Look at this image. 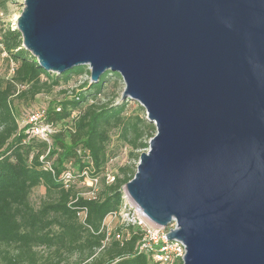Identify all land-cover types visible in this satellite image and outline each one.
Listing matches in <instances>:
<instances>
[{
    "label": "water",
    "instance_id": "95a60500",
    "mask_svg": "<svg viewBox=\"0 0 264 264\" xmlns=\"http://www.w3.org/2000/svg\"><path fill=\"white\" fill-rule=\"evenodd\" d=\"M47 73H118L156 134L123 193L182 264H264V0H23Z\"/></svg>",
    "mask_w": 264,
    "mask_h": 264
},
{
    "label": "trees",
    "instance_id": "16d2710c",
    "mask_svg": "<svg viewBox=\"0 0 264 264\" xmlns=\"http://www.w3.org/2000/svg\"><path fill=\"white\" fill-rule=\"evenodd\" d=\"M7 2L0 0V7ZM0 58L8 67L7 76L0 77V263L61 264L77 254L79 260L74 264H157L145 254L136 253L142 234L138 229L119 227L108 233L103 224L108 215L119 210L125 195L123 187L135 174L141 155L137 152L148 150V141L156 134L144 114L125 117L128 99L119 104L97 103L103 84L119 74L107 72L90 83L85 66L59 75L47 73L22 48L20 33L4 23H0ZM10 63L14 69L9 76ZM82 75L87 81L79 92H63V98L45 106L46 122L54 128L70 122L67 130L55 131L50 145L29 138L25 127L18 126L12 102L32 103L36 96L49 95L53 88ZM89 99L91 103L85 104ZM25 113H21V120ZM113 128L119 129L120 140L130 148L132 163L120 167L109 182L107 147ZM51 159L47 168L44 163ZM68 170L73 172L72 178L65 181L62 177ZM84 171L98 181L91 199L76 191V186L84 182ZM39 185L51 200L34 209L29 194ZM82 212L83 223L79 218ZM40 248L49 253H39Z\"/></svg>",
    "mask_w": 264,
    "mask_h": 264
},
{
    "label": "rangeland",
    "instance_id": "374dc122",
    "mask_svg": "<svg viewBox=\"0 0 264 264\" xmlns=\"http://www.w3.org/2000/svg\"><path fill=\"white\" fill-rule=\"evenodd\" d=\"M23 0H8L6 3V6L1 8L0 7V23L8 24L9 26L15 27L16 19L21 14V11L23 9L22 5ZM2 58H0V77L7 76V65L6 62ZM87 76L82 75L80 78L76 77L68 81L66 84H62L60 86H57L53 88V91L49 95H38L36 96L35 100L32 103H23V102H17L13 101V110L15 113V116L18 120V126L19 128L22 127L23 121L20 119L21 113H25V111L35 110L36 108H39L41 106H47L48 103L51 101H56L58 99L63 98L64 94L63 92H68L67 95L70 94V92L77 93L81 89V85L83 82L87 81ZM124 90L122 79L119 77H110L104 84L102 92L98 95L97 103L98 104H119L122 102V93ZM91 100H87L85 104H90ZM84 104V106H85ZM142 107L135 101L129 100L126 104V110H125V117L128 116H142L144 114L145 118L147 117L145 115L144 109L141 111ZM70 126V122H67L66 124L59 125L55 128V131H66L67 128ZM119 129L113 128V130L110 131V143L108 145V154H109V160L108 164L106 166V172L109 175H112L114 173H117L118 169L120 167H124L126 165L130 164L129 159V151L130 148L125 146L122 141L119 138ZM147 151V150H146ZM144 151H138L137 153H144ZM44 154L43 158H45ZM53 159L50 160L52 162ZM132 163V162H131ZM138 165V163H137ZM136 165V166H137ZM76 191L82 196V197H90L89 191L90 186L87 184H84V186L77 185ZM30 203L34 209H38L43 202L51 200L47 198L45 189L42 185H39L37 188H34L30 194ZM81 220V219H80ZM103 224L105 226V230L108 233H111L112 231H115L116 228L123 227L122 224H120V221L118 218H110L106 217L103 221ZM2 247H0L1 249ZM39 253H42L44 255L48 254L49 252L44 250L43 248L37 249ZM79 260V256L77 254H72L71 256H68L66 260L61 264H74ZM1 264V263H0Z\"/></svg>",
    "mask_w": 264,
    "mask_h": 264
},
{
    "label": "built area",
    "instance_id": "2783aa9c",
    "mask_svg": "<svg viewBox=\"0 0 264 264\" xmlns=\"http://www.w3.org/2000/svg\"><path fill=\"white\" fill-rule=\"evenodd\" d=\"M14 29V27H12ZM6 54H2V58H4ZM14 69V64L10 63L8 75H12ZM57 112L60 111L59 108L56 109ZM23 125L25 127V134L28 135L29 138L39 139L41 141L46 142L48 145L51 143V137L55 132V128L51 127L46 122V108L39 107L35 110L27 111L23 117ZM47 154L45 155V158ZM44 156V155H43ZM43 156L40 157L42 161ZM44 165L47 168H50V161L45 162ZM73 172L68 170L63 175V180L69 181L72 178ZM84 177V182L81 183L83 186L87 184L90 186V197L86 198H94V192L97 187V179H90L87 176L86 171L82 173ZM106 179L109 182H113L114 178L112 175L106 174ZM118 211L108 215L110 218H118L120 224L124 227V229L134 228L138 229L142 234L139 238L140 240L136 244L135 251L138 254H145L148 258L157 264H182V259L185 255V249L181 241H167L165 236L168 232L174 230L176 228L175 223H172L167 228H160L155 224L151 223L147 217L143 214L140 208H138L131 200H129L126 195L123 197V201L118 208ZM80 221L83 223L85 219V212L79 214ZM126 237L129 234L126 232ZM116 238L119 239L120 236L116 235Z\"/></svg>",
    "mask_w": 264,
    "mask_h": 264
}]
</instances>
